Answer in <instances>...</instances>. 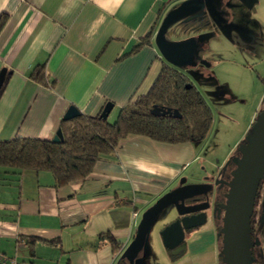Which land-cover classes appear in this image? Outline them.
<instances>
[{
  "label": "crops",
  "instance_id": "obj_1",
  "mask_svg": "<svg viewBox=\"0 0 264 264\" xmlns=\"http://www.w3.org/2000/svg\"><path fill=\"white\" fill-rule=\"evenodd\" d=\"M235 1L0 0V15L6 16L0 72H10L0 96V141L52 140L72 106L95 117L110 102L107 119L113 122L120 108L150 91L163 63L182 66L177 70L201 94L208 93L210 71L226 56L232 61L247 54L260 76L264 23L254 17V8ZM181 7L191 8L167 28L177 38L165 40L190 42L194 64L173 65L159 51L156 37L165 18ZM147 35L148 45L132 53ZM213 46L221 59L210 56ZM39 65H44L48 86L29 77ZM199 145L130 135L113 154L101 157L84 181L62 187L48 172L0 167V258L20 264H128L122 255L139 215L179 185L199 161ZM188 176L187 183H198L192 181L196 175ZM165 224L152 232L149 250L164 248L160 231ZM105 234L120 244L116 254L101 238Z\"/></svg>",
  "mask_w": 264,
  "mask_h": 264
},
{
  "label": "trees",
  "instance_id": "obj_2",
  "mask_svg": "<svg viewBox=\"0 0 264 264\" xmlns=\"http://www.w3.org/2000/svg\"><path fill=\"white\" fill-rule=\"evenodd\" d=\"M5 21L6 16L0 15V31ZM149 38L150 35L143 38L132 53L148 45ZM44 69V65L34 67L29 77L36 83L48 86ZM9 76L10 72H7L0 88V96ZM155 107L176 110L180 117L167 114L156 116L152 114ZM77 112L71 119L61 120L60 143L32 138L0 141V167L18 172H48L53 176L55 186L62 187L84 181L92 173L95 163L101 157L113 154L119 141L127 136H143L172 145L203 142L212 125L211 110L201 93L187 75L166 63H163L150 91L120 108L113 122L101 118V112L95 117L85 116L78 110ZM102 237L111 244L113 254L120 250V244L110 234ZM254 247L253 264H257L253 255L256 251ZM166 251L172 257L180 256Z\"/></svg>",
  "mask_w": 264,
  "mask_h": 264
},
{
  "label": "rangeland",
  "instance_id": "obj_3",
  "mask_svg": "<svg viewBox=\"0 0 264 264\" xmlns=\"http://www.w3.org/2000/svg\"><path fill=\"white\" fill-rule=\"evenodd\" d=\"M233 1L236 2L228 0V4ZM239 1L251 9L254 8V17L264 23V0ZM221 5H224V2H221ZM225 10L226 6H221L222 13ZM171 36L173 35L170 32H166L165 39L169 41ZM172 38L177 37L173 36ZM213 49L214 46L209 51L212 52ZM212 53L210 54L212 59L213 57L220 58L214 52ZM176 68L182 70V66H176ZM257 71L258 69L247 54H237L235 60L232 61H228V56H226L224 60L218 61L215 68L210 71L213 80L204 88L208 89V93L201 94L212 113L211 130L206 139L200 142L199 161L184 173L179 182L183 178L190 182L188 176L190 172L196 175V179L192 181L209 182L211 184L209 197L213 208L217 210V216L208 218L203 226L187 235L184 241L185 252L180 256L172 257L161 245L158 250L157 248L149 250V238H151L152 232L158 226L171 222L175 217L170 214L171 211L167 208L155 219L142 251L133 262H128V264H224L223 244L220 235L223 228V208L227 202L228 180L231 179L232 172L236 168V160L241 156V149L247 141L246 137L251 134L252 125L264 107V71L260 76L256 75ZM210 95L215 98H211ZM143 213L144 211L139 215L138 222ZM169 214L171 216H167ZM263 219L264 177L261 180L258 197L256 196L254 200L251 217V241L253 242L254 238L260 246L256 248L257 264H264Z\"/></svg>",
  "mask_w": 264,
  "mask_h": 264
},
{
  "label": "water",
  "instance_id": "obj_4",
  "mask_svg": "<svg viewBox=\"0 0 264 264\" xmlns=\"http://www.w3.org/2000/svg\"><path fill=\"white\" fill-rule=\"evenodd\" d=\"M190 8L181 7L168 15L157 33L156 45L165 60L173 65L194 64V46L190 42L171 44L165 40L167 28L183 17ZM6 73L5 69L0 72V88ZM112 106L110 102L106 103L100 117L107 119ZM77 114L76 108L72 106L67 110L63 119L69 120ZM152 114L180 117L176 110L158 107L152 110ZM252 126V132L246 137V144L241 149V156L237 158L236 168L232 172L230 182H228L227 202L223 208L221 232L224 264H253L252 247H259L258 241H251L250 233L254 200L264 177V109ZM52 141L54 143L62 141L60 129L57 130ZM210 191L211 184L209 182L189 184L185 178L181 179L176 188L161 196L144 211L137 225L134 238L125 249L122 258L128 262H133L137 258L144 247L155 219L167 208L169 211L173 210L175 217L160 231L162 244L174 256L184 253L186 249V244L183 243L185 232L203 226L211 209L208 201L202 204H188L187 202L202 196L207 198ZM215 212L216 210L213 209L211 216L214 217Z\"/></svg>",
  "mask_w": 264,
  "mask_h": 264
},
{
  "label": "flooded vegetation",
  "instance_id": "obj_5",
  "mask_svg": "<svg viewBox=\"0 0 264 264\" xmlns=\"http://www.w3.org/2000/svg\"><path fill=\"white\" fill-rule=\"evenodd\" d=\"M207 201L210 203V206H211V209H210V211H209V213H208V214H210V215H208V218H210V217H213V216H211V212H212V210H213L214 208H213V204H212L211 199H210L209 196H208L207 198L204 197V196H202V197H199V198L193 199V200H191V201H189V202H187V203H188V204H193V203H196V204H202V203H205V202H207ZM216 216H217V210H216V212H215V216H214V217H216ZM208 218H207V219H208ZM199 228H200V227H199ZM199 228H197V230H198ZM192 232H194V231H191V233H192ZM191 233H190V232H185L183 243H184L185 238L187 237V235H189V234H191ZM253 241H254V238H253ZM259 247H260V246H259ZM254 248H255V250H256V248H258V247H254ZM253 255L256 256V251L253 252Z\"/></svg>",
  "mask_w": 264,
  "mask_h": 264
},
{
  "label": "built area",
  "instance_id": "obj_6",
  "mask_svg": "<svg viewBox=\"0 0 264 264\" xmlns=\"http://www.w3.org/2000/svg\"><path fill=\"white\" fill-rule=\"evenodd\" d=\"M138 214L136 212H133L132 219H136ZM0 264H20L14 259H7V258H0Z\"/></svg>",
  "mask_w": 264,
  "mask_h": 264
}]
</instances>
